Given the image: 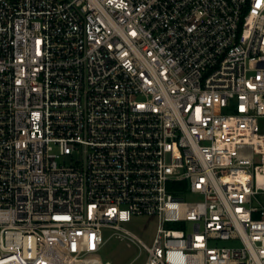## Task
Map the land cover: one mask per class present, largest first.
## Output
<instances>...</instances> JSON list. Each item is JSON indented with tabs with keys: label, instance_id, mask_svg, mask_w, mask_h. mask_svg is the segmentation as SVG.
I'll use <instances>...</instances> for the list:
<instances>
[{
	"label": "built area",
	"instance_id": "1",
	"mask_svg": "<svg viewBox=\"0 0 264 264\" xmlns=\"http://www.w3.org/2000/svg\"><path fill=\"white\" fill-rule=\"evenodd\" d=\"M104 228L264 264V0H0V264H111Z\"/></svg>",
	"mask_w": 264,
	"mask_h": 264
},
{
	"label": "rangeland",
	"instance_id": "2",
	"mask_svg": "<svg viewBox=\"0 0 264 264\" xmlns=\"http://www.w3.org/2000/svg\"><path fill=\"white\" fill-rule=\"evenodd\" d=\"M263 123V121H261ZM185 199L193 200L196 197L186 195ZM120 226L128 230L140 239L144 244L150 246L155 236L157 219L152 216L136 215L127 222H122ZM172 228L174 227L171 225ZM111 229H103V239L105 241L98 254L103 262L111 264H144L147 258V251L143 245L132 244L128 246L126 241L120 240ZM214 245L220 247H230L239 245L236 241L216 240Z\"/></svg>",
	"mask_w": 264,
	"mask_h": 264
}]
</instances>
